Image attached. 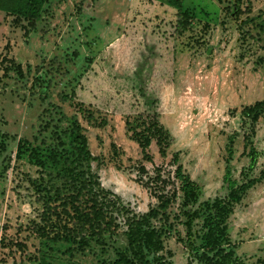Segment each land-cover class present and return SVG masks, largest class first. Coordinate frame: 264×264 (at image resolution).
Listing matches in <instances>:
<instances>
[{
	"label": "rangeland",
	"instance_id": "rangeland-1",
	"mask_svg": "<svg viewBox=\"0 0 264 264\" xmlns=\"http://www.w3.org/2000/svg\"><path fill=\"white\" fill-rule=\"evenodd\" d=\"M237 2L49 0L29 35L15 16L0 10V264H112L115 250L126 245L125 227L108 238L109 253L93 241L72 257L67 244L38 237L32 225L39 220L38 204L24 177L40 174L27 156L17 159L16 154L19 141L32 139L51 104L69 116L78 113L97 157L93 170L136 212L158 202L149 179L157 167L174 179L178 154L199 199L184 206L178 192L162 253L172 264L188 263L193 256L183 211L202 212L207 202L224 197L227 177L240 184L264 170V113L255 124L243 113L264 100V0H246L242 8L252 11L239 18ZM178 4L195 15L183 34L175 28ZM3 56L20 61L24 77L5 71L9 63H2ZM86 110L106 124L89 123ZM141 112H158L174 137L166 156L153 142L152 161L144 159L128 132L126 120ZM252 151L257 158L250 169ZM227 223L226 247L258 264L264 258V180L233 205ZM203 233V219H196L195 244ZM193 264L202 263L193 257Z\"/></svg>",
	"mask_w": 264,
	"mask_h": 264
},
{
	"label": "trees",
	"instance_id": "trees-1",
	"mask_svg": "<svg viewBox=\"0 0 264 264\" xmlns=\"http://www.w3.org/2000/svg\"><path fill=\"white\" fill-rule=\"evenodd\" d=\"M49 0H0V10L15 16L14 22L21 25L26 35L36 30L44 5ZM246 0H238L236 5L237 18L241 14L250 13V6L242 8ZM176 31L185 33L195 21V15L182 4H178ZM234 9L231 13L234 14ZM263 28V25L256 24ZM9 44L6 45V48ZM9 63L5 71L15 70L24 77L23 64L3 56L2 63ZM66 100L65 95H61ZM45 102L43 98L42 103ZM85 116L89 123L104 126L106 120L100 123L92 110H86ZM255 124L264 113V100L257 101L243 110ZM64 121L68 125L63 126ZM126 128L131 137L139 144L144 159L152 161L149 148L155 142L161 156H166L168 148L174 141L172 134L160 122L158 112H141L135 118L126 120ZM245 140L251 142L249 133ZM4 144V143H3ZM2 144V145H3ZM24 156L34 165L39 178H32L26 173L24 179L33 190L35 202L38 204L39 220L32 225L40 239L68 245L66 253L74 257L78 252L85 251L95 241L105 253L108 238H112L123 227L126 245L115 250L112 264H172L162 253L165 248L166 232L172 227L170 208L177 198L178 192L184 195V206L196 204L199 199L198 186L179 163L175 154L173 163L177 165L174 179L170 173L165 178L161 167L156 168V175L149 179L156 189L158 202L146 212H136L126 204L120 195L106 188L98 172L93 170L92 163L97 157L90 149L86 128L81 123L78 113L69 116L62 106L51 104L44 109L39 118V128L32 139H21L17 146L16 158ZM256 152L251 153L250 169L256 162ZM140 170L147 173L146 167ZM47 177H50L46 179ZM228 193L224 197H216L206 203L202 212L195 209L183 211L187 220L186 246L190 255L202 264H248L235 255L233 249H228L230 230L227 220L232 213L233 205L241 202L246 193L256 184L264 180V170L260 176L242 183L226 178ZM172 184L173 187L168 188ZM159 189L160 192L157 191ZM167 190V191H166ZM180 215H176L179 219ZM121 219L124 220L120 221ZM196 219H203L204 233L202 242L197 245L192 239L193 225ZM21 245V244H20ZM193 257L187 264H193ZM264 264V258L258 261Z\"/></svg>",
	"mask_w": 264,
	"mask_h": 264
}]
</instances>
